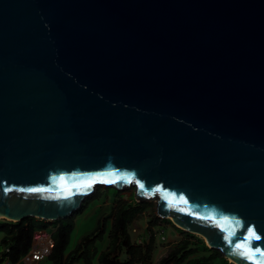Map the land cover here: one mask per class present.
<instances>
[{
    "label": "water",
    "instance_id": "1",
    "mask_svg": "<svg viewBox=\"0 0 264 264\" xmlns=\"http://www.w3.org/2000/svg\"><path fill=\"white\" fill-rule=\"evenodd\" d=\"M98 185L264 264V0H0V220Z\"/></svg>",
    "mask_w": 264,
    "mask_h": 264
},
{
    "label": "trees",
    "instance_id": "2",
    "mask_svg": "<svg viewBox=\"0 0 264 264\" xmlns=\"http://www.w3.org/2000/svg\"><path fill=\"white\" fill-rule=\"evenodd\" d=\"M115 193L119 196V192L116 191ZM97 196L99 195L95 192L94 195L87 197L79 210L66 220L47 222L28 218L18 223L0 220V232L5 235L0 244L4 247V250L9 249L7 253L5 251L1 253L0 264L6 261L11 264L19 262L30 250L33 233L38 228H45L46 225L51 224L55 226V230L51 234L54 244L51 253L46 258L49 264H91L96 255L95 242L106 233L108 219H112V226L108 232V246L105 251L99 253L98 263L145 264L150 262L155 248L154 238L156 235L152 230L157 226V217L149 223V239L143 246L132 243L128 230L132 222L142 215L145 205L149 206L146 203L121 202L117 204L111 209L110 215L98 223L93 233L82 238L73 251L68 255L65 254L75 215L80 214L88 202ZM125 203H127V206H123ZM163 221L171 224L169 220ZM175 229L183 235V239L173 245L155 264H232L223 259L219 252L208 249L203 240L177 228ZM122 252L126 255L125 261L119 259ZM192 257L195 258L192 259Z\"/></svg>",
    "mask_w": 264,
    "mask_h": 264
},
{
    "label": "rangeland",
    "instance_id": "3",
    "mask_svg": "<svg viewBox=\"0 0 264 264\" xmlns=\"http://www.w3.org/2000/svg\"><path fill=\"white\" fill-rule=\"evenodd\" d=\"M97 192L99 196L92 198L84 210L75 215L73 219V229L70 234L69 242L66 247L65 254L68 255L71 251H73L76 245L84 238L85 236L90 235L94 232L99 222H102L103 218L110 215L111 209L115 207L117 204L121 202H134L137 203L133 199V188L128 187L122 189L119 192V196L116 195V190L113 188H108L103 185H98L94 187V191L89 196L94 195ZM88 196V197H89ZM87 198V197H86ZM85 198V199H86ZM133 203V204H134ZM149 206L145 205L144 212L138 218H136L129 227V234L133 244L135 245H144V243L148 242V232H149V223L153 221L156 217L155 213V204L151 201L143 202ZM123 206H127L125 203ZM157 226L153 228L152 231L160 229L163 235L158 236L155 235L154 242V251L152 253V259L150 262L145 264H155L156 261L164 255L171 247L177 244L180 240L183 239V235L173 227V225L168 224L166 221H163L157 218ZM163 221V222H162ZM112 226V219H108L106 222V233L103 237L95 242V251L96 255L94 256L91 264H99L98 263V255L99 253L106 250L108 246V232ZM158 228V229H157ZM38 230H44L47 233L52 234L55 230L54 225H46L45 228H38ZM186 233V232H185ZM189 234V233H188ZM4 233L0 232V241L3 238ZM198 239H201V236L198 234H194ZM163 237V239H161ZM203 238V237H202ZM204 240V239H201ZM0 251H3V247L0 246ZM195 257H192V259ZM119 259L121 261L126 260V255L122 252L119 255ZM41 264H49V261L45 258L43 259ZM231 262L230 260H227ZM84 264V263H79Z\"/></svg>",
    "mask_w": 264,
    "mask_h": 264
},
{
    "label": "built area",
    "instance_id": "4",
    "mask_svg": "<svg viewBox=\"0 0 264 264\" xmlns=\"http://www.w3.org/2000/svg\"><path fill=\"white\" fill-rule=\"evenodd\" d=\"M158 229V228H157ZM158 236L163 235L160 229L154 231ZM163 239V237H161ZM53 240L51 234L44 230H37L32 235V243L28 254L23 256L19 262L23 264H31L33 262H39L49 256L53 247ZM6 253L9 251L8 248L4 250ZM4 262L3 264H8Z\"/></svg>",
    "mask_w": 264,
    "mask_h": 264
},
{
    "label": "crops",
    "instance_id": "5",
    "mask_svg": "<svg viewBox=\"0 0 264 264\" xmlns=\"http://www.w3.org/2000/svg\"><path fill=\"white\" fill-rule=\"evenodd\" d=\"M5 236V235H4ZM3 236V237H4ZM3 239V238H2ZM1 239V240H2ZM1 242V241H0ZM0 246L1 247H3L1 244H0ZM3 251H4V247H3ZM3 251H0V255H1V253H3ZM42 261H44V260H41V261H39V262H33V263H31V264H41L42 263ZM8 264H11V263H8ZM16 264H23L22 262H17Z\"/></svg>",
    "mask_w": 264,
    "mask_h": 264
},
{
    "label": "snow or ice",
    "instance_id": "6",
    "mask_svg": "<svg viewBox=\"0 0 264 264\" xmlns=\"http://www.w3.org/2000/svg\"><path fill=\"white\" fill-rule=\"evenodd\" d=\"M114 182V181H113ZM141 187H143V185H141ZM256 239H259V237L257 236Z\"/></svg>",
    "mask_w": 264,
    "mask_h": 264
},
{
    "label": "bare ground",
    "instance_id": "7",
    "mask_svg": "<svg viewBox=\"0 0 264 264\" xmlns=\"http://www.w3.org/2000/svg\"><path fill=\"white\" fill-rule=\"evenodd\" d=\"M170 219V218H169ZM228 260H230V259H228ZM231 261V260H230ZM232 262V261H231Z\"/></svg>",
    "mask_w": 264,
    "mask_h": 264
}]
</instances>
